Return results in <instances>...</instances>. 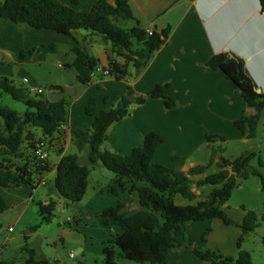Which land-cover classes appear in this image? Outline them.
<instances>
[{
    "label": "trees",
    "instance_id": "trees-1",
    "mask_svg": "<svg viewBox=\"0 0 264 264\" xmlns=\"http://www.w3.org/2000/svg\"><path fill=\"white\" fill-rule=\"evenodd\" d=\"M261 1L264 13V0ZM77 2L73 0V4ZM0 18L23 25L33 30H49L72 37L75 31H87L100 37L112 47L117 58H111L108 66L110 77L117 81L130 77L129 67L140 76L150 65L155 55L167 43L170 29L162 33L154 31L152 35L136 27L125 30L121 22L134 20L130 0H99L89 12L77 11L62 5L58 0H0ZM138 46V48H136ZM57 51L56 45L40 46L17 55L18 63L31 60L37 54H51ZM75 59L70 68L77 73V79L83 86H90L100 62L79 45L72 49ZM118 58L123 59L121 63ZM228 53L214 56L208 63L213 70H220L226 78L235 84L247 107L253 109L252 116L243 115L235 121V127L248 141L255 140L264 112V93H258L252 79L241 80L234 62H228ZM164 86L157 85L146 95H137L127 88L115 107L99 110L97 100L91 98L85 108V114L91 119L88 146L83 143V131L75 133L73 143L79 153L87 150V162L83 164L78 154H65L64 148L58 151L61 157L53 182V190L60 199L72 204L81 203L89 188L90 166L102 164L116 176L117 188L136 197L138 207L122 198L114 207L103 209L96 214L101 224L107 227L118 226L122 235L115 241L121 253L115 247L107 246L103 251V264H118L117 257L138 264H169L171 250L192 248L194 254L203 262L210 264H253L252 256L242 249L244 240L260 227L255 211H248L242 225H237L225 211L233 192L242 181L252 177L259 178L263 184L261 170L264 161L255 152L246 153L232 161L224 157L225 150L217 143L224 144V137L207 135L212 146V157L207 166H197L188 172L182 171L185 159L173 157L174 169L154 163L157 150L164 139L157 133H149L142 147L135 148L129 155H121L105 149L109 129L129 117L133 106L144 105L148 99H163L167 109L177 102L164 94ZM51 91L64 92L62 88L52 87ZM0 93L7 94L14 101L23 103L27 112L20 115L15 110L0 106V189L30 186L36 188L43 183V176L49 173V162L36 156L37 144H52L60 130L69 123V104L67 99L52 103L46 95L31 94L26 87L17 84L13 78L0 75ZM40 129L43 138H37L33 130ZM27 145V147L25 146ZM28 152V153H27ZM258 167H253V161ZM19 164H16V162ZM217 165L219 171L206 175L208 168ZM202 177L195 184L199 187H214L207 198L197 205H180L178 196L194 202L197 195L193 190V178ZM57 204L39 203V213L43 222L50 223L55 217ZM8 208L5 198L0 195V214ZM221 220L226 226H238L243 235L238 242L236 258L226 257L219 250H210L193 244L189 226L196 222ZM38 226L28 229L36 232ZM208 229L202 237L207 241ZM264 246V237L262 239ZM26 259L22 264H61L60 261L39 258L35 250L25 246ZM0 264H14L1 262ZM86 264V263H79Z\"/></svg>",
    "mask_w": 264,
    "mask_h": 264
},
{
    "label": "crops",
    "instance_id": "crops-1",
    "mask_svg": "<svg viewBox=\"0 0 264 264\" xmlns=\"http://www.w3.org/2000/svg\"><path fill=\"white\" fill-rule=\"evenodd\" d=\"M58 1L77 11L89 12L99 0H75L76 4H73V0ZM110 1L113 3V0ZM130 4L134 20L121 22L122 28L129 31L139 27L147 32L152 30L158 33L170 29L169 39L140 76L135 75L132 66L129 67L131 78L127 81H117L97 71L99 80L96 81L94 78L91 85H101L103 88L109 86L110 89H106V93L102 96L92 94L90 98H95L99 110H104L115 107L127 88H132L137 95H146L157 85H163L164 94L175 100L177 105L167 109L163 99H148L144 105L133 106L129 117L109 129L105 149L121 155H129L135 148L143 146L146 135L157 133L163 137L164 144L157 150L154 163L172 170L174 169L173 157L184 158L185 165L182 168L184 172L208 164L212 153V146L207 142L208 134L224 137L226 141H235L236 146L239 145L238 149L243 150L242 152H255V148L248 147V140L235 127V121L243 115L252 116L255 111L247 107L237 86L229 81L222 71L208 67V63L219 54H235L243 60L247 77L253 80L256 91L261 90V93H264V13L261 1L130 0ZM49 45H56V54H41L24 63H18L17 55L22 51ZM77 45L99 60L98 69L107 70L110 59L117 58L109 43L98 36H92L90 32L75 31L72 38L49 30L29 29L0 18V53L11 60V63L6 61L7 59L0 61V65L3 66L0 75L13 78L11 66L19 65L18 78L23 75L24 79L29 74L27 65L49 66V60L52 57L62 58L64 62H61L59 67L70 69L74 79L70 83L63 79L51 84L62 88L64 92H73L71 96H75L79 90L82 92L80 97L73 100L69 123L60 130L52 144L46 142V147L48 146L55 155L47 156L51 171L46 174L55 176L61 159L58 151L64 148L66 154L69 145L74 144L75 133L82 130L83 126L87 128L89 124L91 125V119L86 114L87 118L83 120L75 117L76 105H79L85 113L90 99L86 100L90 91L86 88L91 86L80 84L76 71L70 68L75 59L72 49ZM118 60L124 63L123 59L118 58ZM259 127H264V112ZM82 141L87 147L89 137L86 140L82 136ZM224 144L219 142L216 146L223 147ZM227 152L228 150L225 149V158ZM83 160L82 158V163ZM91 176L92 170L89 186ZM201 178L196 179L198 181ZM43 183L36 188L22 186L0 189V195L7 202V210L16 209L15 214L18 217L15 223L21 231L32 227V223H25L24 219L28 211L32 209L33 203L39 201L33 213L40 216L39 203L46 205L54 200L55 196L59 197L52 188L53 183L43 192L41 187L48 186L44 180ZM116 186L115 177L108 190L101 188V198L94 196L86 203L84 210L87 216L80 215L76 220V230L79 236L84 237L81 241L82 248L76 255L85 257L88 251L94 249L97 253L103 254L107 246L115 247L118 255L121 253V250L115 246V241L122 235V229L118 226H104L99 218L93 217L105 208L116 206L122 198L131 202L133 209H137V204L128 193L120 188H117V195L113 193V187ZM193 190L198 195L195 187ZM105 196L109 198L104 200ZM225 211L237 225H242L248 211L256 212L257 209L247 205L238 208L227 204ZM10 229L13 228L10 227ZM10 229L9 233H16L15 229L12 232ZM208 229L211 231L207 241L203 242L202 237ZM38 233L48 238V235ZM189 233L195 246L219 250L224 256L232 258L238 255V242L243 235L240 227L226 226L218 219L193 223L189 226ZM26 246L29 247V245ZM24 248L22 247L16 253L15 258H4L0 263L22 264L26 259ZM29 248L35 250L39 258L57 260L44 255L40 256L36 248ZM168 259L169 264H210L201 261L192 248L171 250Z\"/></svg>",
    "mask_w": 264,
    "mask_h": 264
},
{
    "label": "rangeland",
    "instance_id": "rangeland-1",
    "mask_svg": "<svg viewBox=\"0 0 264 264\" xmlns=\"http://www.w3.org/2000/svg\"><path fill=\"white\" fill-rule=\"evenodd\" d=\"M1 1L4 2L5 0ZM82 31L87 32L84 30ZM51 54H56V52ZM39 55L41 54H37L34 57H37ZM4 59L7 58L0 53V61H3ZM6 61L11 63V60H9V58ZM61 62H64L62 58L58 59L57 57H52V59L49 60V66H46L44 64L27 65V70L29 71V74L26 75V78L29 79L30 84H26L25 86L27 88L36 86L44 92V95L47 96V94L51 91L52 87H54L51 83L60 82L63 79H65L67 83H70V81L74 79L73 73L72 71H70V69L67 70L60 68L59 64H61ZM15 66L19 65L11 66L12 73ZM2 69L3 66L0 65V72L2 71ZM94 76V80L98 81V74L96 73L94 74ZM130 78L131 77H128L124 81H127ZM16 83L23 85V75L16 79ZM86 89L90 90L89 94L86 96L87 100L92 97V94H100L102 96L106 93V89L110 88L109 86L103 88L101 85H91ZM81 93V90H79V92L75 96L67 97V102L69 104L70 120L73 100H75V98L80 97ZM0 106L9 107L18 112L20 115H24L27 112V108L23 103L14 101L11 96L4 93H0ZM75 117L82 118V120L83 118H87L85 116V113L82 112L81 107H79V105H76L75 107ZM90 128V124L87 126V128L84 126L82 128L83 137L86 140L89 137ZM35 134L37 138H43V134L40 129H35ZM247 144L248 147H254L255 153H257L259 157L264 161V127H259L256 139L248 141ZM223 147L224 150H228L226 154V159L229 162H232L233 160L246 154L245 152H242L243 150L241 148L238 149L239 145L236 146L235 141H226ZM46 148L47 149L45 150V153L47 154V156H55L54 153L48 148V146ZM66 154H78L81 157L80 159H84L83 164H88V151L85 150L82 153H79L74 144L69 145ZM15 162L16 164H19V162ZM252 166L258 167L256 160L253 161ZM90 168L92 170V176L90 179V186L85 200L79 204H72L68 202H62L59 197L55 196L53 201L57 204V207L54 213L55 217L50 223L43 222L39 215H35V213H33V210L37 208L36 204L39 201L31 205L32 209L28 211L27 215L25 216L24 222L28 224L32 223V227L38 226V229L36 231L37 233H30L28 231L29 228H27L25 231H21L20 227L17 228L15 223L16 217H18L15 214L16 209L13 210L12 208H10L6 212L0 214V261L4 258H15L16 253L20 251L22 247L29 245V247L36 248L40 256L44 255L50 257L51 259H57L61 262V264H79L81 262H86L88 264H103V254L97 253L95 249L92 251H88L85 257L81 256L80 254L76 255V253L82 248L81 241L84 240V237L79 236V233L76 230V220L79 218L80 215L87 216V213L84 210L86 203L94 196H98L99 198H101V188L108 190L110 184L112 183V180H115L116 177L113 173L104 168L102 164H99L97 166H90ZM218 171L219 169L217 165L214 164L210 168H208L206 175L215 174ZM261 172L264 175V167L262 168ZM55 177L56 176L54 174H46L43 176V180L48 184L47 187H41L43 192L48 190L49 186L52 185V183L54 182ZM192 180L194 182L193 187H195L198 191L197 199L194 202H189L183 199L182 197L178 196L176 199L178 204L184 206L197 205L199 202L204 201L214 188L211 186L199 187L195 184L197 182V179L193 178ZM239 187L233 192L228 204L231 207L241 208L242 205H247L249 207H252L253 209H257L256 213L258 215L260 225V228L255 233L251 234L244 240L242 244V249L251 254L253 264H264V246L262 242V239L264 237V191L262 189L263 184L259 178L252 177L247 181H242ZM108 198L109 197L105 196L104 200ZM133 200L135 201V204L138 205L135 196L133 197ZM23 215L24 214H22V216ZM19 216H21V214H19ZM93 217L96 218V215H94ZM10 227L15 229L16 233H9ZM38 232H41V234L43 233L48 235V238H44V235H40V233ZM26 237L28 238L26 239ZM71 253L75 255V259L70 258ZM117 263L138 264L136 262L126 260L122 257H117Z\"/></svg>",
    "mask_w": 264,
    "mask_h": 264
},
{
    "label": "water",
    "instance_id": "water-1",
    "mask_svg": "<svg viewBox=\"0 0 264 264\" xmlns=\"http://www.w3.org/2000/svg\"><path fill=\"white\" fill-rule=\"evenodd\" d=\"M228 62H234L238 68V76L239 78L243 81L247 78V73H246V67L245 64L243 62V60L239 57H237L235 54L231 55V58L228 60ZM19 66H15L14 70H13V76H14V80H16L18 78V73H19ZM258 93H261V90L257 91ZM73 94V92H60V91H50L47 94V99L52 102V103H57L59 101L65 100L66 96H71ZM230 167L233 165L232 162H229L228 164Z\"/></svg>",
    "mask_w": 264,
    "mask_h": 264
},
{
    "label": "built area",
    "instance_id": "built-area-1",
    "mask_svg": "<svg viewBox=\"0 0 264 264\" xmlns=\"http://www.w3.org/2000/svg\"><path fill=\"white\" fill-rule=\"evenodd\" d=\"M148 32L150 35L153 34L152 30H149ZM97 71H100L105 76L109 75V70L98 69ZM26 84H30V81L28 78L23 79V86L26 87L25 86ZM27 89L33 95H43L44 94V92L36 86H32L30 88L28 87ZM45 148H46V144H44V143L37 144L36 156L41 161H45L47 159V154L45 153ZM43 185H44V183H43ZM12 231H13V229H10V232H12ZM70 257L75 258V255L71 254Z\"/></svg>",
    "mask_w": 264,
    "mask_h": 264
}]
</instances>
